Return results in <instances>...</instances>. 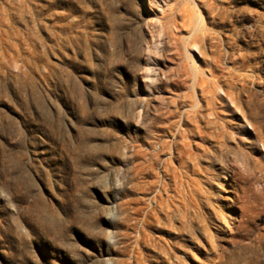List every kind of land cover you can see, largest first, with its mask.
I'll return each instance as SVG.
<instances>
[{
  "label": "rangeland",
  "instance_id": "1",
  "mask_svg": "<svg viewBox=\"0 0 264 264\" xmlns=\"http://www.w3.org/2000/svg\"><path fill=\"white\" fill-rule=\"evenodd\" d=\"M0 264H264V0H0Z\"/></svg>",
  "mask_w": 264,
  "mask_h": 264
},
{
  "label": "bare ground",
  "instance_id": "2",
  "mask_svg": "<svg viewBox=\"0 0 264 264\" xmlns=\"http://www.w3.org/2000/svg\"><path fill=\"white\" fill-rule=\"evenodd\" d=\"M198 86L202 88V83L198 84ZM209 106L210 104L207 103L206 107H209ZM216 119H217V115L215 113L206 114L205 111H201V110H193V111L184 113L183 118L181 120V127H179L175 135V137L178 140H174V142L172 143L173 149L175 152V158L180 159V157L185 152L186 148L190 146L191 144L190 139L191 137H193V134L196 133L199 139L201 140L204 139L205 136H204V133L202 132V128H200L198 125L199 123L202 122L204 127L216 126V123H217ZM189 126H192L194 129H191V128L189 129ZM164 169L165 171H168L166 166L164 167ZM173 179L175 182V185H174L175 189L178 191L182 186L181 184L182 181L180 182L178 175H175V174L173 175ZM162 188L163 190H166V185H163Z\"/></svg>",
  "mask_w": 264,
  "mask_h": 264
}]
</instances>
